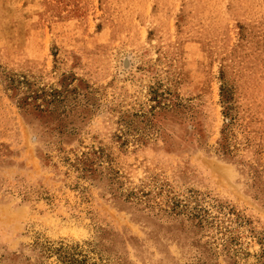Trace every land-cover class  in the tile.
<instances>
[{
	"label": "rangeland",
	"instance_id": "obj_1",
	"mask_svg": "<svg viewBox=\"0 0 264 264\" xmlns=\"http://www.w3.org/2000/svg\"><path fill=\"white\" fill-rule=\"evenodd\" d=\"M264 264V0H0V264Z\"/></svg>",
	"mask_w": 264,
	"mask_h": 264
},
{
	"label": "trees",
	"instance_id": "obj_2",
	"mask_svg": "<svg viewBox=\"0 0 264 264\" xmlns=\"http://www.w3.org/2000/svg\"><path fill=\"white\" fill-rule=\"evenodd\" d=\"M49 252H54L57 254L58 263L55 264H85L87 257L86 255L80 254V252H74L63 245H60L57 248H53V250H49Z\"/></svg>",
	"mask_w": 264,
	"mask_h": 264
}]
</instances>
